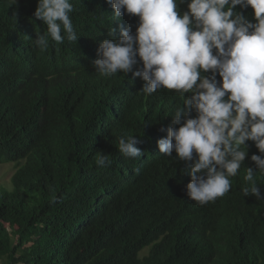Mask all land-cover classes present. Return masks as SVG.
<instances>
[{
    "label": "trees",
    "instance_id": "trees-1",
    "mask_svg": "<svg viewBox=\"0 0 264 264\" xmlns=\"http://www.w3.org/2000/svg\"><path fill=\"white\" fill-rule=\"evenodd\" d=\"M71 2L78 41L49 36L41 51L38 0H0V164L16 165L13 188L0 189V264H264V199L242 191L252 167L264 194L255 142L230 191L205 205L188 197L178 157L144 167L120 155L122 137L153 145L157 134H145L184 101L166 88L145 94L130 74L101 75L94 44L110 37L107 16L124 19L100 0Z\"/></svg>",
    "mask_w": 264,
    "mask_h": 264
},
{
    "label": "clouds",
    "instance_id": "clouds-1",
    "mask_svg": "<svg viewBox=\"0 0 264 264\" xmlns=\"http://www.w3.org/2000/svg\"><path fill=\"white\" fill-rule=\"evenodd\" d=\"M100 1L114 20L124 21L117 25L107 16L110 37L94 44L95 69L103 76L130 74L148 95L175 90L184 101L171 123L145 134H157L153 145L122 137L120 155L142 159L144 167L178 157L191 179L187 195L200 205L230 191V178L248 155L247 141L255 142L260 154L251 160L264 172V0ZM73 11L71 0H38L34 16L47 25L35 39L41 51L49 36L57 43L78 41ZM106 161L101 156L96 163ZM256 172L247 168L250 187L242 191L261 200Z\"/></svg>",
    "mask_w": 264,
    "mask_h": 264
},
{
    "label": "rangeland",
    "instance_id": "rangeland-1",
    "mask_svg": "<svg viewBox=\"0 0 264 264\" xmlns=\"http://www.w3.org/2000/svg\"><path fill=\"white\" fill-rule=\"evenodd\" d=\"M15 170H16V165L14 163L0 164V189L2 187H5L7 189L13 188L11 178Z\"/></svg>",
    "mask_w": 264,
    "mask_h": 264
}]
</instances>
